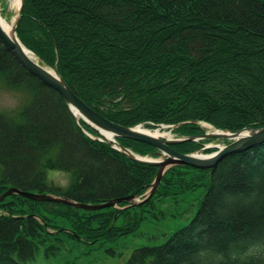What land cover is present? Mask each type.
Here are the masks:
<instances>
[{
	"label": "trees",
	"instance_id": "16d2710c",
	"mask_svg": "<svg viewBox=\"0 0 264 264\" xmlns=\"http://www.w3.org/2000/svg\"><path fill=\"white\" fill-rule=\"evenodd\" d=\"M21 42L89 106L133 126L172 124L178 135L264 125V0H24ZM0 77L28 96L0 110V194L9 186L98 203L142 195L158 166L128 158L61 95L22 67L0 42ZM142 155L156 148L116 137ZM172 146L211 152L204 142ZM226 140V139H223ZM227 141V140H226ZM69 175L65 185L47 170ZM193 197L189 220L159 244L132 250L125 264H264V141L211 168L170 166L141 204L85 209L18 193L0 201V264H40L67 239L100 248L133 233L159 195ZM154 209V208H153ZM154 212V211H153ZM163 216L165 211H160Z\"/></svg>",
	"mask_w": 264,
	"mask_h": 264
},
{
	"label": "water",
	"instance_id": "95a60500",
	"mask_svg": "<svg viewBox=\"0 0 264 264\" xmlns=\"http://www.w3.org/2000/svg\"><path fill=\"white\" fill-rule=\"evenodd\" d=\"M23 5L24 0H20L9 31L3 27L0 20V42L2 45L13 55L22 67H24L31 74L35 75L46 85L54 88L61 95L68 108L75 116L77 122L79 118H82L91 127L97 130L99 135L95 136L87 132L82 127V130L90 137L105 140L128 158L142 163L156 165L158 166V169L150 186L142 195L131 194L124 197L110 198L98 203H87L76 201L59 194L27 191L14 186H9L0 194V201L6 195L18 193L36 200L58 201L85 209H99L107 206H116L121 200L127 201V204L121 208L131 207L146 202L151 198L159 185L162 175L170 166L187 164L198 168L213 169L217 165L218 161L224 156L244 150L254 144L264 141V125L258 127L246 126L240 129L232 130L218 128L210 124L213 130H204L202 134L167 137L165 135L153 134L141 130L138 125L142 123L129 126L106 118L85 103L84 100L75 93V91L67 84L58 72L56 64H54L53 67L46 65L21 42L16 33V26L22 13ZM27 51H31L36 58L31 57ZM185 123H200V125H202V123L207 122L191 119L181 121L176 125ZM164 126L173 127L172 124L159 123L156 124L155 128ZM117 136L143 141L154 146L156 151L154 152V155H142L119 143L116 139ZM207 138L226 139L227 142L222 145H212L215 149L211 152H180L172 146L173 144L181 143L187 140L192 141Z\"/></svg>",
	"mask_w": 264,
	"mask_h": 264
},
{
	"label": "rangeland",
	"instance_id": "374dc122",
	"mask_svg": "<svg viewBox=\"0 0 264 264\" xmlns=\"http://www.w3.org/2000/svg\"><path fill=\"white\" fill-rule=\"evenodd\" d=\"M10 4L11 0H1L0 12L7 19L13 20L17 8ZM27 98L28 96L23 89L7 86L0 77L1 111L13 113L26 102ZM201 126L207 130L203 124ZM146 127L155 128L154 126ZM165 129L169 131L167 137L179 136L173 131L172 126ZM226 142V140L215 138L204 142V146L212 147V145H222ZM201 152L205 151L201 150ZM47 177L61 185H65L69 181L68 173L54 169L47 170ZM200 193L199 187L193 191L189 198L175 201L169 196L159 195L154 198V207L144 213L145 217L133 233L121 236L113 242H107L100 248L90 250L85 244L67 239L61 244L58 253L49 257L43 255V247H41L37 261L40 264H125L134 248L142 245L159 244L173 230L184 225L196 208V200H193V197ZM160 211H165V214L162 216Z\"/></svg>",
	"mask_w": 264,
	"mask_h": 264
},
{
	"label": "bare ground",
	"instance_id": "6f19581e",
	"mask_svg": "<svg viewBox=\"0 0 264 264\" xmlns=\"http://www.w3.org/2000/svg\"><path fill=\"white\" fill-rule=\"evenodd\" d=\"M19 1L20 0H11V4L12 5H15L16 8L19 4ZM10 4V5H11ZM0 20H1V23L3 25V27L9 31L11 29V26H12V20H9L7 19L5 16H3L1 13H0ZM28 54L33 57V58H36L35 55L31 52V51H27ZM203 126L207 129V130H213L212 126L210 124H207V123H202ZM138 127L141 129V130H144L146 132H149V133H153V134H158V135H165V136H168V133L169 131L167 129H165L166 127H158V128H148L146 127L145 125L143 124H139Z\"/></svg>",
	"mask_w": 264,
	"mask_h": 264
}]
</instances>
